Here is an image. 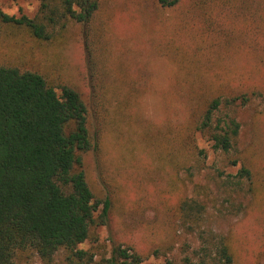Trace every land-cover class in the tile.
Here are the masks:
<instances>
[{
    "label": "rangeland",
    "instance_id": "rangeland-1",
    "mask_svg": "<svg viewBox=\"0 0 264 264\" xmlns=\"http://www.w3.org/2000/svg\"><path fill=\"white\" fill-rule=\"evenodd\" d=\"M255 1L264 4L182 0L165 10L156 0H101L95 27L106 74L91 81L105 90L96 88L94 97L78 26L53 45L0 37V63L65 80L87 103L99 148L85 155L84 169L96 197L111 203L98 242L82 246L93 248L97 261L121 245L141 255L143 264H180L185 251L198 246L178 219L177 204L185 197L206 204L205 224L227 239L234 264H264V30L249 22ZM38 9L37 0H0L10 16L33 18ZM216 94L249 98L235 110L241 125L236 167L194 129ZM243 165L254 193L239 196L241 213H219L224 193L218 172L235 175ZM24 256L21 264H41Z\"/></svg>",
    "mask_w": 264,
    "mask_h": 264
},
{
    "label": "trees",
    "instance_id": "trees-1",
    "mask_svg": "<svg viewBox=\"0 0 264 264\" xmlns=\"http://www.w3.org/2000/svg\"><path fill=\"white\" fill-rule=\"evenodd\" d=\"M37 1L33 18L0 10V37L53 45L62 43L69 29L78 26L93 97L96 88L105 90L91 81L106 74L95 27L101 0ZM181 1L156 3L170 10ZM257 5L255 1L250 6L254 13L249 22L259 32L264 30V13ZM195 102L190 99V104ZM248 102L245 94H216L206 101L194 124L230 167L240 162L241 125L235 110ZM90 115L81 93L65 80L17 63H0V264H21L24 255L36 257L41 264L144 263L131 247L113 245L109 253L99 254L98 261L93 248L82 247L98 242V229L107 224L111 204L108 197H96L84 169L85 155L99 148ZM218 176L224 193L219 213L223 209L230 215L241 213L244 205L239 196L254 193L251 171L243 165L235 175L221 171ZM177 212L184 230L198 242L185 251L180 264H234L227 239L205 224L208 208L203 201L184 197Z\"/></svg>",
    "mask_w": 264,
    "mask_h": 264
}]
</instances>
